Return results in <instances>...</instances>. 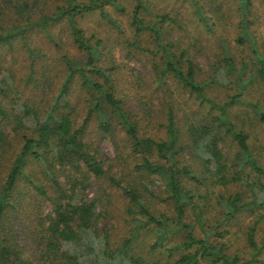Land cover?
Wrapping results in <instances>:
<instances>
[{"label":"trees","instance_id":"trees-1","mask_svg":"<svg viewBox=\"0 0 264 264\" xmlns=\"http://www.w3.org/2000/svg\"><path fill=\"white\" fill-rule=\"evenodd\" d=\"M134 1L132 24L137 34L144 31L153 34L158 50L163 51L164 55L162 74L172 76L201 104H211L218 114L212 116L210 124L190 123L187 130L189 142L182 146L179 145L181 131L176 126L173 108L169 110L167 139L142 137L124 108L122 99L116 97L109 68L96 64L100 56L97 53L98 43H92L78 22V17L84 13L99 10L103 17L117 24L106 8L113 4L124 10L122 3L118 0H64L51 11V0H0V44L12 48L18 37L26 40L24 42L32 56H29V80H41L43 72L45 76L47 71L50 72L46 66L38 75L36 61L45 53H38L27 39L28 33L35 27L48 30L51 22L68 20L75 42L89 55L87 61L63 55L66 77L56 99L46 100L43 105L22 101L17 85L7 78L10 68L0 79V264H150L133 251V244L144 228L157 232L153 250L162 247L166 240L171 242L170 229L184 232L185 239L181 243L167 248L170 256L177 250L184 251L174 264H202V261L211 264H264V258L260 255L264 239L259 243L256 238L259 221L248 235L251 258L242 263H239L241 259L238 254L232 255L226 251L224 243L211 242L209 235L205 238L196 235L195 227L187 222V211L196 195L186 188L180 174L198 181L201 178L189 166H180L179 157L186 148L203 147L200 161L214 185L243 183L253 196H256V189L264 190V178L261 177L264 166L251 148L250 134L238 127L229 115V108L238 104L241 97L244 98L243 91L248 83L257 79L264 91V53L259 50L252 31L255 23L251 16L253 1L239 0L242 17L238 24L242 32L236 39L240 45L251 42V61H242L241 67H238L237 58L226 41L224 73L235 78L239 91L230 95L225 103H219L207 95L210 80L197 79V66L188 57L187 51L177 56L170 45L163 43L162 26L159 24L175 22L174 19L165 14L149 22L144 11L149 10L150 0ZM191 2L196 12L204 16V6L199 0ZM205 19L202 17L201 20L207 25ZM248 70L252 74L249 81L245 79ZM96 75L105 80H98ZM75 80L81 81L82 88L89 95V111L81 122L72 117L71 111H66L70 107L68 99L65 98V103L61 104ZM251 104L264 123L261 104L254 101ZM94 113H97L100 127L105 133L113 136L122 130L128 137L131 145H128L127 152L133 157L139 156L135 158L140 160L135 165L136 171L154 173L163 180L173 200L174 217H159L151 209L146 199L154 193L144 180L123 185L120 180L110 176L105 160L83 136L84 126ZM226 136H231L237 143L233 161L223 145ZM16 139H21L20 145H14ZM249 168L259 174L255 181L250 180ZM103 177L120 186L128 199L126 222L131 227L118 244V239L113 240L108 230L99 231L103 216V210L99 207L100 198L89 199L84 194L92 179ZM243 195L246 193L219 197L218 203L225 208L226 220L235 219L246 208L257 204L255 199L243 202ZM44 206H51L47 214H44ZM19 210L30 218L24 226L15 228V214ZM151 225H154L153 229Z\"/></svg>","mask_w":264,"mask_h":264},{"label":"rangeland","instance_id":"rangeland-1","mask_svg":"<svg viewBox=\"0 0 264 264\" xmlns=\"http://www.w3.org/2000/svg\"><path fill=\"white\" fill-rule=\"evenodd\" d=\"M118 1L122 3L124 10L113 4L106 8L117 24L103 17L99 10L86 12L78 17L79 25L85 35L92 39L93 44L98 43L97 53L100 56L96 64L109 68L116 97L122 99L124 108L136 123L142 137L167 139L169 110L173 108L176 126L181 131L179 145H185L189 142L187 130L190 123L210 124L212 116L217 115L218 111L208 102L201 104L195 99V95H191L190 91L172 76L162 74L164 55L163 51L158 50L153 34L150 31L137 34L132 24L136 2ZM252 1L251 16L255 21L252 31L256 35L259 50L264 53V0ZM62 3L64 0H51L50 4L53 6L51 11ZM199 3L204 6V16L196 12L191 0H150L149 10L144 11V16L149 22H153L158 15L165 14L174 19L175 22L166 21L159 24L162 26L163 43L170 45L171 51L177 56L187 51L188 57L197 66V79L210 80L207 85V95L219 103H225L230 95H235L239 91L235 78L231 74L229 76L224 73L223 58L225 46L228 45L226 41L237 58L238 67H241L242 61L250 62L253 56L250 41L240 45L236 40L242 32L238 24V20L242 17L241 3L239 0H199ZM202 17L206 18L207 25L201 20ZM27 39L38 53H45L44 56L39 57V61H36V68L39 75L48 66L50 72H46L47 77L43 72L44 77L41 80L39 78L37 81L29 80L31 75L29 56H32L24 42L26 40L18 37L12 48L0 44V79L10 68V75L7 78L17 85L22 101L28 100L43 105L46 100L56 99L66 77L67 67L63 65V55L66 54L78 61H87L89 55L78 47L68 20L51 22L48 30L35 27L28 33ZM249 70L245 74L247 81L252 75ZM96 78L100 81L105 80L99 75H96ZM46 80L48 83H45ZM243 92L244 98L241 97L238 104L229 108V115L238 127L250 134L251 148L258 155L260 164L264 166V123L260 121L251 104V101L260 103L264 109L263 85L259 80L254 79L247 84ZM65 98L70 103L66 111H71L72 117L81 122L89 111V95L87 90L82 88L80 80H75L71 84L67 95L62 98V105L65 103ZM96 114L94 113L92 119L85 124L83 136L105 160V167L109 169L110 176L120 180L123 185L139 179L144 180L154 193L146 199L151 209L159 217L162 215H166L169 219L174 217L173 200L163 180L154 173L136 171L135 165L140 160L135 158L139 156L133 157L127 152L128 145H131L128 137L122 130L113 136L105 133L100 127ZM14 142V145H20L21 139H16ZM223 145L233 161L238 149L237 143L231 136H226V143ZM197 149L189 147L179 154L180 166H189L193 173L201 178L198 181L183 173L180 174L186 188L196 195L187 211V222L195 227L197 236L205 238L209 235L211 242L224 243L226 251L232 255L238 254L241 259L239 263H242L251 258L252 249L248 235L257 221L259 222L256 238L259 243L264 239V204H262L264 190L256 189V196H253L243 183L214 185L213 180L208 179L209 173L205 171L200 161L204 149L203 147ZM248 172H251L252 181L259 176L251 168ZM261 177L264 178V175ZM107 178L92 179L84 194L89 199L100 198L99 207L103 210V216L99 231L108 230L113 240L118 239V244L123 241V237L129 233L131 227V224L126 222L128 199L123 195L120 186ZM239 192L246 193L243 195V202L255 199L257 204L246 208L235 219L226 220L225 208L218 203L219 197H227L229 194L235 195ZM43 209L44 214H47L51 206H44ZM29 218L19 210L15 214V228L24 226L29 222ZM150 227L153 229L154 225ZM169 236L172 237L171 242L166 240L162 247L153 250L152 245L158 238L157 232L147 231L144 228L133 244L134 254L144 257L150 264L157 262L174 264L175 259L184 251L177 250L173 256H170L167 248L181 243L185 239V234L172 228ZM260 255L264 258V247ZM202 264L211 263L202 261Z\"/></svg>","mask_w":264,"mask_h":264}]
</instances>
